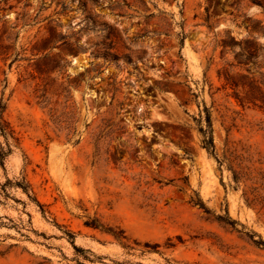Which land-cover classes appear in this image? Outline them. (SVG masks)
Masks as SVG:
<instances>
[{"label": "rangeland", "instance_id": "rangeland-1", "mask_svg": "<svg viewBox=\"0 0 264 264\" xmlns=\"http://www.w3.org/2000/svg\"><path fill=\"white\" fill-rule=\"evenodd\" d=\"M225 70L264 73V0H0V264H264V208L216 160L264 169V109Z\"/></svg>", "mask_w": 264, "mask_h": 264}, {"label": "trees", "instance_id": "trees-1", "mask_svg": "<svg viewBox=\"0 0 264 264\" xmlns=\"http://www.w3.org/2000/svg\"><path fill=\"white\" fill-rule=\"evenodd\" d=\"M234 43H236L234 41ZM245 47L242 49V52L235 54L236 64H231V66H246L249 62L256 64L255 58L257 57V47L255 45H248V42L245 43ZM221 73L219 72V75ZM223 77L227 84L232 88L237 89L241 88L243 90V96L239 98L241 103L244 101L251 103L254 106L264 109V73L259 72V77L257 79L248 77L245 74H234L229 70L223 72ZM5 109V104L0 99V136L4 138L5 144L2 145L0 142V165L4 166V160L11 153L10 140H16L14 136V131L6 121L3 116ZM206 110V126L200 127L199 131L201 134V146L204 147L208 152L215 154V146L213 142V130L211 125V119L209 112ZM217 163L225 165L226 168L231 172L232 180L236 185L243 184L244 200L248 206L256 207L259 206V209L264 208V169L261 167L263 164L260 157L253 159V156L247 150L244 153H237L235 148L231 146L227 147L221 156V158L216 157ZM254 163H257L259 166H255ZM21 188L27 192L28 185L26 183H20ZM194 205H197L200 208H205L203 202L200 198L191 199ZM223 222L233 226L236 221L226 217H219ZM88 226L94 228L99 227L101 230L109 233L113 238L119 243L125 245L128 241V237L122 229L113 231L103 227L96 219L86 222ZM252 238V237H251ZM252 241L258 245L264 246V240H254Z\"/></svg>", "mask_w": 264, "mask_h": 264}]
</instances>
